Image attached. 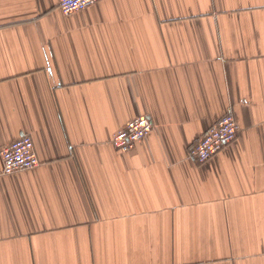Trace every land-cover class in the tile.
<instances>
[{
  "label": "crops",
  "instance_id": "1",
  "mask_svg": "<svg viewBox=\"0 0 264 264\" xmlns=\"http://www.w3.org/2000/svg\"><path fill=\"white\" fill-rule=\"evenodd\" d=\"M227 113L237 140L190 159ZM26 135L0 264H264V0H0V151Z\"/></svg>",
  "mask_w": 264,
  "mask_h": 264
},
{
  "label": "built area",
  "instance_id": "2",
  "mask_svg": "<svg viewBox=\"0 0 264 264\" xmlns=\"http://www.w3.org/2000/svg\"><path fill=\"white\" fill-rule=\"evenodd\" d=\"M101 1L103 0H59V8L64 15L68 16L91 8ZM153 130L154 124L147 117L132 120L115 135L112 145L122 153H129ZM239 132L240 127L235 117L231 113H227L191 149L189 158L199 163L209 161L233 144L237 140ZM0 158L4 175L31 171L41 166L34 141L29 135L23 136L1 149Z\"/></svg>",
  "mask_w": 264,
  "mask_h": 264
}]
</instances>
